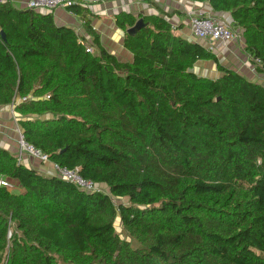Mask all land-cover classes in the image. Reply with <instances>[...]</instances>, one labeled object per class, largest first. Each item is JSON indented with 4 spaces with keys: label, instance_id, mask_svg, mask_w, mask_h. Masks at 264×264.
Returning a JSON list of instances; mask_svg holds the SVG:
<instances>
[{
    "label": "trees",
    "instance_id": "obj_1",
    "mask_svg": "<svg viewBox=\"0 0 264 264\" xmlns=\"http://www.w3.org/2000/svg\"><path fill=\"white\" fill-rule=\"evenodd\" d=\"M192 1L231 14L264 77V0ZM143 19L121 62L90 27L92 53L52 12L0 5V107L15 106L51 163L103 189L82 192L0 147V175L24 190L0 188V264H264V84L164 18ZM136 22L116 18L125 32ZM199 62L219 76L190 73Z\"/></svg>",
    "mask_w": 264,
    "mask_h": 264
},
{
    "label": "crops",
    "instance_id": "obj_2",
    "mask_svg": "<svg viewBox=\"0 0 264 264\" xmlns=\"http://www.w3.org/2000/svg\"><path fill=\"white\" fill-rule=\"evenodd\" d=\"M8 2L18 10H27L29 0H8ZM77 7L81 11V15L75 14L69 9H57L53 11L52 14L56 24L61 27L72 28L86 46L94 50L92 31L93 34L98 36L102 47L112 55H115L121 62H132L133 56L124 47L127 34L117 27V16L120 14H130L137 18V20L145 17L159 16L171 25L175 36L189 42L198 43L205 48L214 46V53L218 57H227L226 63L220 61L223 66L239 72L252 81H255L257 78L256 71L250 65L245 41L238 30L232 26L233 20L231 14L214 12L208 1L77 0ZM198 14L221 19L231 26L235 32H238L240 37L227 49L220 44H211L209 41L195 39L190 29V18ZM88 27L91 28V31L87 29ZM210 65H212L211 62H199L195 67V71L198 75L205 76L203 74L208 72L207 69H209ZM199 69H201L200 73ZM12 107V105L0 107V147L15 156L18 149L17 134L20 127L15 108ZM22 164L28 168L40 170L43 173L50 174L52 172L51 168L43 166L37 160L28 156H23ZM19 193H24V190L21 188Z\"/></svg>",
    "mask_w": 264,
    "mask_h": 264
},
{
    "label": "built area",
    "instance_id": "obj_3",
    "mask_svg": "<svg viewBox=\"0 0 264 264\" xmlns=\"http://www.w3.org/2000/svg\"><path fill=\"white\" fill-rule=\"evenodd\" d=\"M7 2L8 0H0V5ZM74 6H77V0H29L27 9L38 12H53L57 9H69ZM190 29L195 39L209 41L211 44H220L225 49L240 37L239 33L235 32L226 22L216 17L203 14L194 15L190 18ZM213 47L210 46L207 50L214 53ZM88 51L92 53L94 50L88 48ZM253 68L256 70L255 66ZM17 143L18 149L15 157L19 163H22L23 156H28L37 160L43 166L51 168L52 172L50 175L74 185L82 192L95 193L103 190L92 181L83 179L77 170H69L51 163L47 154L25 141L21 130H18ZM0 188H6L9 191L11 188L9 180L1 175Z\"/></svg>",
    "mask_w": 264,
    "mask_h": 264
},
{
    "label": "rangeland",
    "instance_id": "obj_4",
    "mask_svg": "<svg viewBox=\"0 0 264 264\" xmlns=\"http://www.w3.org/2000/svg\"><path fill=\"white\" fill-rule=\"evenodd\" d=\"M219 60L222 62V63H226L225 61L227 60V57H224V56H221V57H218ZM213 67H215V65L212 63V65L209 66V69H207V73L205 72L203 75H205L204 77H210V78H216L218 77L219 75L217 74V70H216V67L213 69ZM253 68V66H252ZM254 71H256L254 68H253ZM199 73L201 72V69L198 70ZM256 82H259L261 84H264V77L262 76H258L257 74V78L255 80ZM11 106V105H10ZM13 106V105H12ZM12 108H15V106H13ZM11 108V109H12ZM18 135V134H17ZM18 137V136H17ZM18 140V139H17ZM9 183H10V191L11 192H14V193H19L20 191V187L19 185L12 181L11 179L9 180ZM116 203H123V204H127L128 201L127 200H123V201H116ZM115 229H116V232L117 234L121 237V239L127 241V242H132V237L125 231V229L123 228L122 224H121V219L118 218L116 223H115ZM133 246H136V242H133L132 244Z\"/></svg>",
    "mask_w": 264,
    "mask_h": 264
},
{
    "label": "water",
    "instance_id": "obj_5",
    "mask_svg": "<svg viewBox=\"0 0 264 264\" xmlns=\"http://www.w3.org/2000/svg\"><path fill=\"white\" fill-rule=\"evenodd\" d=\"M148 26V23H146L144 21V19H139L137 20V22L135 23V25L131 28H129L127 31H126V34L128 36H135L137 35L138 32H140L143 28H146ZM1 36L2 38L5 40V35L4 33H1ZM190 73H194L195 70L194 69H191L189 71Z\"/></svg>",
    "mask_w": 264,
    "mask_h": 264
},
{
    "label": "clouds",
    "instance_id": "obj_6",
    "mask_svg": "<svg viewBox=\"0 0 264 264\" xmlns=\"http://www.w3.org/2000/svg\"><path fill=\"white\" fill-rule=\"evenodd\" d=\"M251 65V64H250Z\"/></svg>",
    "mask_w": 264,
    "mask_h": 264
}]
</instances>
